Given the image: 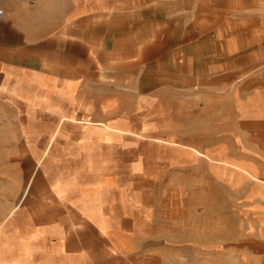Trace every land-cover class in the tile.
<instances>
[{"label": "rangeland", "instance_id": "rangeland-1", "mask_svg": "<svg viewBox=\"0 0 264 264\" xmlns=\"http://www.w3.org/2000/svg\"><path fill=\"white\" fill-rule=\"evenodd\" d=\"M79 16L70 25L82 39H132L131 54L116 43L100 81L126 91L118 101L132 109L133 134L147 136L132 173V261L264 264V0H80ZM5 114L0 264H47L36 235L58 216Z\"/></svg>", "mask_w": 264, "mask_h": 264}, {"label": "crops", "instance_id": "crops-1", "mask_svg": "<svg viewBox=\"0 0 264 264\" xmlns=\"http://www.w3.org/2000/svg\"><path fill=\"white\" fill-rule=\"evenodd\" d=\"M0 10L3 124L20 127L12 140L25 143L33 188L45 186L58 216L37 231L45 262L140 264L132 173L147 136L133 134L132 109L118 101L126 91L111 80L100 86L101 64L116 61L118 41L131 54L132 39L80 38L70 25L80 0H0Z\"/></svg>", "mask_w": 264, "mask_h": 264}, {"label": "built area", "instance_id": "built-area-1", "mask_svg": "<svg viewBox=\"0 0 264 264\" xmlns=\"http://www.w3.org/2000/svg\"><path fill=\"white\" fill-rule=\"evenodd\" d=\"M3 15H4L3 11H2V10H0V18H2V17H3Z\"/></svg>", "mask_w": 264, "mask_h": 264}]
</instances>
